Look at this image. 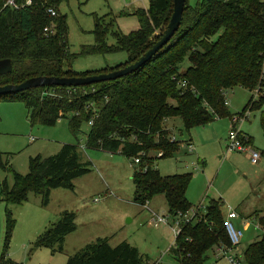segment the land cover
<instances>
[{"label": "trees", "instance_id": "16d2710c", "mask_svg": "<svg viewBox=\"0 0 264 264\" xmlns=\"http://www.w3.org/2000/svg\"><path fill=\"white\" fill-rule=\"evenodd\" d=\"M16 1L19 8L0 0V60L11 59L13 68L0 76V86L36 76H85L125 67L142 57L163 35L174 9L173 0H149V8L133 12L139 28L126 33L116 28L113 13L95 14L96 44L83 45L81 54L125 51L128 58L97 71L78 72L70 63L66 65L77 54L69 50L68 21L60 13L64 0H31L30 4ZM49 7L56 8L58 15L51 16ZM182 18L172 39L127 76L82 87H36L0 96V102L22 101L32 126H52L68 118L69 128L77 135L83 123H89L85 142L88 148L120 153L133 163L134 158L140 159L132 176L135 203L146 206L156 195L164 194L170 214L177 217L189 213L194 206L187 197L193 173L163 175L157 163L175 153L177 141H172L171 132L177 117L190 134L193 128L215 118L226 116L233 124L235 115H250L264 106V101L254 100L253 93L264 64V0H200L196 6L187 3ZM46 27H51L49 32L44 31ZM109 33L115 38L111 45L107 43ZM185 60L190 65L182 70ZM235 86L253 94L242 111L232 114L227 107V92ZM92 103L97 105L92 108ZM260 123L264 135V110ZM239 138L254 147L252 135L240 129ZM4 154L0 148V167L11 170L14 182H0V201L6 206L7 221L0 264H16L8 252L18 222L14 205L27 202L31 192L48 204L52 189H73L75 179L90 172L92 163L81 158L80 143H62L52 156L30 157L25 174L3 160ZM261 154L264 156V151ZM209 201L204 213L198 208L192 219L180 224L170 247L179 264H206L208 251L232 246L224 227V201ZM259 222L264 223L262 219ZM76 228V213L62 212L32 242L31 251L46 247L54 253L64 252L66 238ZM243 258V264H264V233L244 251ZM65 264L147 263L139 248L127 240L112 246L109 237H101L71 254Z\"/></svg>", "mask_w": 264, "mask_h": 264}, {"label": "rangeland", "instance_id": "374dc122", "mask_svg": "<svg viewBox=\"0 0 264 264\" xmlns=\"http://www.w3.org/2000/svg\"><path fill=\"white\" fill-rule=\"evenodd\" d=\"M199 1L187 0V3L196 6ZM60 6V13L66 15L68 21L69 50L77 54L72 60H67L66 65L70 63L74 70L82 72L104 69L128 58L125 51L81 54L83 45L96 44L93 34L95 14L104 16L113 13L117 20L116 28L126 33L139 28V20L133 12L141 7L147 9L150 4L149 0H64ZM107 36L109 45L115 42L112 33ZM189 65V61L185 60L182 70ZM252 94L240 86L229 90L227 107L231 113L242 111ZM95 105L92 103L91 107ZM263 110L264 106L253 110L248 120L237 125L243 132L252 135V145L259 152L264 151L260 123ZM0 116V148L6 153L3 160H9L16 172L27 173L30 157L38 154L52 156L60 150L61 143L68 142L80 143L81 158L92 163L90 172L75 179L73 189H52L48 204L44 205L42 197L31 192L27 202L13 207L18 222L8 252L14 263L65 264L71 254L87 243L109 237L112 246L124 240L135 245L147 264H179L170 251L176 238L174 229L178 227L179 217L170 214L164 194L156 195L146 206L133 201L135 188L132 176L137 164L120 153L88 148L85 142L89 123H83L77 135L69 128L68 118L52 126L41 123L32 126L22 101L0 102ZM174 122L176 128L171 133L177 141L173 148L175 153L160 158L157 163L159 172L163 175L193 173L187 197L194 206L189 213L182 214L188 218L194 216L198 208L204 213L211 198L224 201L223 215L230 208L239 211L242 217L234 219L233 223L237 229L244 231V235L239 247L229 248H234L237 253L240 250L239 254H243L264 233V223L261 225L259 222V219L264 222V156L258 164H254L250 154L228 151L227 138L233 128L229 117L215 118L205 126L193 128L190 134L184 131L180 118L177 117ZM190 140L195 145L193 151L187 148ZM150 155L155 156V152ZM5 179L10 185L14 182L11 170L4 171L0 167V182ZM96 198L100 201L96 202ZM5 210L4 202L0 201V256L6 242ZM64 211H74L77 222L76 230L66 238L64 252L53 253L46 247L31 251L32 242ZM151 211L167 217V222L155 226ZM218 252V248L208 251L206 264H229L225 257L217 258Z\"/></svg>", "mask_w": 264, "mask_h": 264}, {"label": "water", "instance_id": "95a60500", "mask_svg": "<svg viewBox=\"0 0 264 264\" xmlns=\"http://www.w3.org/2000/svg\"><path fill=\"white\" fill-rule=\"evenodd\" d=\"M174 9L171 16V20L167 28L163 31V35L157 40V42L148 51L142 55L137 61L127 64L125 67L116 68L109 72H100L97 74H90L85 76H36L33 78L21 81L19 84L8 83L4 86H0V96L6 94L19 93L21 91L34 89L36 87L44 86H72V87H82L84 85L96 84L97 82L112 81L113 79L121 78L127 76L139 68L142 67L144 63L149 61L164 45H166L175 32L179 29L183 13L186 7V0H173ZM13 70L11 59L5 58V60H0V76L11 73Z\"/></svg>", "mask_w": 264, "mask_h": 264}, {"label": "built area", "instance_id": "2783aa9c", "mask_svg": "<svg viewBox=\"0 0 264 264\" xmlns=\"http://www.w3.org/2000/svg\"><path fill=\"white\" fill-rule=\"evenodd\" d=\"M30 3H31V0L25 1V4H30ZM5 5H11L13 7L19 8V5L17 4L16 0H8ZM48 13L53 17L58 15V12H57L56 8H54V7H49ZM50 29H51V27L50 28L46 27L44 29V31L49 32ZM260 77H261V80H260L257 88H255L253 91L254 100L264 101V64L262 67ZM249 116H250L249 113H244V115H241V116L235 115L233 117V124L239 123V122H244L245 120H247L249 118ZM239 131H240V128L237 127V124L235 126H233L232 130L230 131L229 136L227 138L228 139L227 140L228 151H236L237 150V151H241V152H247L251 155V161L254 164H256L262 157L261 152H259L254 147H249V146L245 145L243 139L239 138ZM174 138H172V141L175 140ZM187 148L189 151L190 150L193 151L195 149L194 143L192 141L190 143H188ZM161 154H162V152L159 153V156ZM134 161H135V163H139L140 159L134 158ZM95 201L98 202V201H100V199L96 198ZM225 216H226V218L224 220V227H225L226 231L228 232L231 245L234 246V248H237V247H239V244L241 243V239L244 235V231L240 228L237 229L233 223V220L238 219V217L241 215H239V213H237L235 210L230 208L228 213ZM177 217H179L178 227H177V229H174V232H176V235L179 233L181 222L189 221L190 219H192L193 216L188 218L182 214H179ZM151 218H152V221L154 222L155 226H159L160 224H162V222L165 223L168 220V218L165 217L164 215L160 216L156 213H152ZM234 248H227L225 246L219 247L218 248L219 252L216 255L217 258L225 257L226 260L229 261V264H243L244 263V261H242L243 254H239L237 252H234Z\"/></svg>", "mask_w": 264, "mask_h": 264}, {"label": "crops", "instance_id": "0c3cea01", "mask_svg": "<svg viewBox=\"0 0 264 264\" xmlns=\"http://www.w3.org/2000/svg\"><path fill=\"white\" fill-rule=\"evenodd\" d=\"M0 117H1V116H0ZM60 120H61V119H60ZM193 143H194V142H193ZM61 144H62V143H61ZM61 146H62V145H61ZM245 153H247V152H245ZM248 154H249V153H248ZM250 158H251V155H250ZM251 162H252V161H251ZM259 162H260V160H259L256 164H258ZM252 163H253V162H252ZM8 183H9V182H8ZM9 184H10V183H9ZM156 197H157V196H156ZM153 199H154V198H153ZM153 199H152V200H153ZM150 204H151V203H150ZM14 206L16 207V206H19V205H14ZM151 209H152V208H150V210H151ZM228 211H229V210H228ZM235 211H236L237 213H239V211H237V210H235ZM152 213H156V212H154V211L152 212V211H151V217H152ZM227 213H228V212H227ZM227 213H226V214H227ZM156 214H157V213H156ZM226 214H225V215H226ZM158 215H159V214H158ZM239 215H240V213H239ZM241 217H242V216H241ZM38 222H40V221H38ZM37 225L39 226V224H37ZM38 229H39V228H38ZM64 246H65V245H64ZM239 252H240V250H239ZM239 252H238V253H239ZM53 253H54V252H53Z\"/></svg>", "mask_w": 264, "mask_h": 264}]
</instances>
